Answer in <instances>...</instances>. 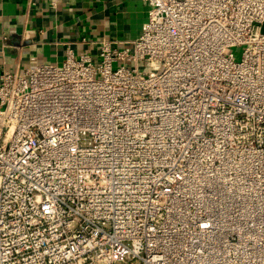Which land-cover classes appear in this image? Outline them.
<instances>
[{
    "label": "built area",
    "instance_id": "2783aa9c",
    "mask_svg": "<svg viewBox=\"0 0 264 264\" xmlns=\"http://www.w3.org/2000/svg\"><path fill=\"white\" fill-rule=\"evenodd\" d=\"M142 1L131 48L1 73L0 264H264V0Z\"/></svg>",
    "mask_w": 264,
    "mask_h": 264
},
{
    "label": "crops",
    "instance_id": "0c3cea01",
    "mask_svg": "<svg viewBox=\"0 0 264 264\" xmlns=\"http://www.w3.org/2000/svg\"><path fill=\"white\" fill-rule=\"evenodd\" d=\"M0 0V75L96 57L103 41L131 48L148 19L142 0ZM6 39V40H5Z\"/></svg>",
    "mask_w": 264,
    "mask_h": 264
},
{
    "label": "rangeland",
    "instance_id": "374dc122",
    "mask_svg": "<svg viewBox=\"0 0 264 264\" xmlns=\"http://www.w3.org/2000/svg\"><path fill=\"white\" fill-rule=\"evenodd\" d=\"M235 53H236V59H237V61H239L240 60V56H241V51H236L235 50ZM126 67H129V68H131L132 67V65L131 64H126L125 65Z\"/></svg>",
    "mask_w": 264,
    "mask_h": 264
}]
</instances>
